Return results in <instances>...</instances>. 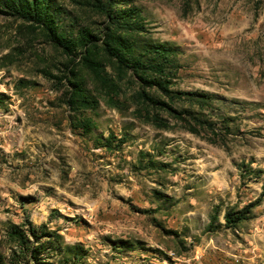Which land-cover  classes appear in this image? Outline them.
Wrapping results in <instances>:
<instances>
[{"label":"rangeland","instance_id":"374dc122","mask_svg":"<svg viewBox=\"0 0 264 264\" xmlns=\"http://www.w3.org/2000/svg\"><path fill=\"white\" fill-rule=\"evenodd\" d=\"M116 2L0 11V264H264V0Z\"/></svg>","mask_w":264,"mask_h":264},{"label":"trees","instance_id":"16d2710c","mask_svg":"<svg viewBox=\"0 0 264 264\" xmlns=\"http://www.w3.org/2000/svg\"><path fill=\"white\" fill-rule=\"evenodd\" d=\"M52 3L53 0H0V11L9 12L11 15H17L27 21L40 22L46 25L47 29L52 34L51 39L58 45H61L60 41L62 39H60V36L57 34L55 20L52 16V13L55 11L54 9H52ZM115 3H117L116 0H108V4L105 5L99 3L97 7L109 19L115 21L117 16L115 14H112L110 9V6ZM148 49L153 51L151 55L155 56L158 53L159 57H161L159 46L150 45ZM134 50L135 49L133 48L132 43L122 44V52L118 53V60L121 63H128V66L134 72H145L148 69H158L160 67V64L157 63V60L153 58L154 56L147 58V64H144L143 60L141 59L142 57L134 54ZM154 84L160 87L161 89L165 90V88H163V86L159 82ZM226 219L227 221H235L234 219L230 218L229 215L226 216ZM237 219H239V217H237Z\"/></svg>","mask_w":264,"mask_h":264}]
</instances>
